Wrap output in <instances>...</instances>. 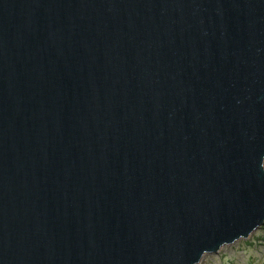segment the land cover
<instances>
[{"label":"water","instance_id":"obj_1","mask_svg":"<svg viewBox=\"0 0 264 264\" xmlns=\"http://www.w3.org/2000/svg\"><path fill=\"white\" fill-rule=\"evenodd\" d=\"M264 226V0H0V264H200Z\"/></svg>","mask_w":264,"mask_h":264},{"label":"rangeland","instance_id":"obj_2","mask_svg":"<svg viewBox=\"0 0 264 264\" xmlns=\"http://www.w3.org/2000/svg\"><path fill=\"white\" fill-rule=\"evenodd\" d=\"M200 264H264V226L248 240L226 246L216 255H207Z\"/></svg>","mask_w":264,"mask_h":264}]
</instances>
